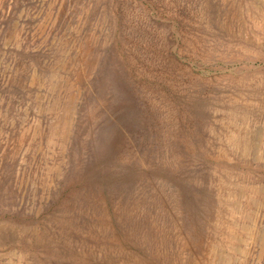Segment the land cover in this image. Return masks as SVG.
<instances>
[{
	"label": "rangeland",
	"instance_id": "rangeland-1",
	"mask_svg": "<svg viewBox=\"0 0 264 264\" xmlns=\"http://www.w3.org/2000/svg\"><path fill=\"white\" fill-rule=\"evenodd\" d=\"M262 239L264 0H0V264H264Z\"/></svg>",
	"mask_w": 264,
	"mask_h": 264
},
{
	"label": "bare ground",
	"instance_id": "bare-ground-1",
	"mask_svg": "<svg viewBox=\"0 0 264 264\" xmlns=\"http://www.w3.org/2000/svg\"><path fill=\"white\" fill-rule=\"evenodd\" d=\"M254 201H255V200H254ZM238 206H239V205H238ZM244 227H245V226H244ZM230 228H231V227H230ZM230 228H229V229H230ZM243 230H244V229H243ZM243 232H244V231H243ZM247 232H248V231H247ZM249 232H250V231H249ZM245 234H246V233H245ZM247 234H248V233H247ZM247 234H246V235H247ZM235 237H236V236H235ZM251 237H252V236H251ZM228 239H229V238H228ZM229 240H231V239H229ZM262 240H264V239H262ZM236 241H237V240H236ZM238 243H239V241H238ZM263 252H264V251H263ZM238 253H239V252H238ZM235 261H236V260H235ZM211 263H212V262H211ZM230 263H231V262H230ZM222 264H224V262H223Z\"/></svg>",
	"mask_w": 264,
	"mask_h": 264
}]
</instances>
